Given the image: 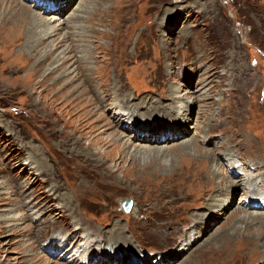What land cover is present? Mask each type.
<instances>
[{
	"label": "rangeland",
	"instance_id": "1",
	"mask_svg": "<svg viewBox=\"0 0 264 264\" xmlns=\"http://www.w3.org/2000/svg\"><path fill=\"white\" fill-rule=\"evenodd\" d=\"M82 1L0 0V264H198L199 260L207 264L211 251L222 247L223 235L237 222L236 217L244 216L245 210L261 211L248 204L251 197L244 194L247 185L243 183L250 184V173L249 179L258 184L264 178V0H100L98 7L91 0L80 5ZM16 4L57 28L55 34L37 42L30 29L45 28L34 29L31 16L22 21ZM96 9L98 23L90 25L87 18ZM73 13L80 20H69ZM95 30L114 34L113 39L93 41ZM48 50L51 54L45 57ZM66 56L70 58L46 82L36 84ZM80 56L91 67L107 71L111 82L119 73L125 87L120 93L135 95L134 100L140 95L146 101L155 98L166 104L169 99L158 92L170 90V85L178 88L182 99L191 97L187 119L182 125L181 119L177 122L180 135L167 142L165 147L170 148L165 153H173L174 146L183 141L190 144L182 143L181 148L193 152L191 137H204L203 151L217 156L208 160L209 172L216 173L214 188H207L208 198H194L190 192L183 196L187 199L179 198L176 181L161 183L158 167L153 168L157 174L149 171L137 182L121 171L117 179L107 180L90 174L94 183L89 185L95 186L80 195V205L75 204L81 209L77 217L95 228L72 234L77 225L68 226L69 218L57 214L62 210L61 195L70 197L78 175L76 160L68 158L77 147L71 142L62 146L61 138L45 122L58 120L54 127L59 132L71 131L81 122L85 141L92 134L105 137L111 131L134 139L131 128L136 127L125 121L113 128L115 105L111 98L101 99L102 93L94 92L100 85L98 77L92 84L84 76L75 77ZM65 65L68 70L63 78L53 84ZM36 68L38 73L31 75ZM26 76L30 83L25 86ZM201 114L205 118H198ZM198 119L203 122L199 129ZM137 121L142 134H149L150 123L161 124V131L170 126V119L161 115ZM134 143L133 147L141 144L139 140ZM172 157L175 166L179 156ZM50 163L61 174L56 200L47 176ZM107 164L115 170L113 161ZM250 165H257L259 171ZM230 179L244 182L233 188L220 183ZM127 199L131 207L124 211L120 203ZM222 200L225 205L220 206ZM112 221L121 224L128 238L129 245L121 244L118 250L108 239L114 232ZM99 232L101 239L93 247L96 254L108 247L102 254L107 260L85 257L82 263L76 244L96 238ZM257 234L252 230V236ZM57 243L63 246L57 248ZM262 249L257 248L250 261L227 264H264Z\"/></svg>",
	"mask_w": 264,
	"mask_h": 264
},
{
	"label": "bare ground",
	"instance_id": "2",
	"mask_svg": "<svg viewBox=\"0 0 264 264\" xmlns=\"http://www.w3.org/2000/svg\"><path fill=\"white\" fill-rule=\"evenodd\" d=\"M83 1L82 3L80 2V5H83ZM91 1H93L95 5L98 7L99 2L97 1H100V0H91ZM16 6H19L17 11L20 12L22 21L24 22L27 21L28 17L31 16L32 18L35 19V22H34L35 26L33 27L34 29L41 28V27L45 28V29H40V32H35V30L30 29V33L34 36L37 42L41 41V39L44 38L45 36H51L52 34H55L57 28L51 27V25H49L48 22L45 21L41 16H40L41 18L37 19L36 18L37 14L32 12L28 7L21 6L19 4H16ZM96 11L97 9L94 10L87 18L88 20L90 19L91 21L90 25L91 24L97 25L98 23L97 21H95ZM101 15H102L101 19L103 20L104 14H101ZM69 17H70L69 20H72V21L80 20V17L75 13L71 14ZM1 31H2V28L0 27V34H1ZM95 33L96 34L92 36L93 41L99 40L100 37L113 39V36H114V34H111V33L109 34V33L102 32V31L100 32L99 30H95ZM50 54H51V50H48L44 54V56L49 57ZM69 58H70L69 56H66L65 58H63V61L60 64H56V66H52L47 72V74H45L44 78H42L40 81H37L36 84L41 85L44 82H46L49 79V76L53 74L58 68H60V66L63 65ZM89 64L90 63L88 62V60H86V58L81 57L80 60L77 62V66H76L77 71H76L75 77L84 76L86 79L85 82L87 84L88 83L92 84L94 82L93 80H96L95 77H98V79L100 80L98 83L100 85L94 87L95 89L94 92L98 93L99 96L101 95L100 93H102V96H100L101 99L105 100L106 98L107 99L111 98L113 100L111 104L115 105V110L113 111V115H114L113 118L115 119L113 128L119 127L121 126V124H125V121L127 123L133 124L136 127L131 128L132 134L134 135V139H131L130 136L129 137L127 136L126 139L124 136H123L124 138H121L122 136H119L114 131H111L105 137L99 136L98 133L92 134L90 135L92 137L88 141H85L86 140L85 133L84 132L82 133L83 131L82 129L84 126H82L81 122H79V124L74 126V128L71 131L69 130L70 132L67 131V129L65 128V127H68L67 124H65V127H64L65 129H63L62 131L60 132L59 130L56 131L54 124L57 123L58 120L49 121L48 123L45 122L46 124H48V127L50 128V132L54 136H59V138H61L60 142L63 144L62 146L65 147L66 143L71 142L72 145H75L77 147L76 151H71L72 154L68 158L71 160L72 159L76 160V162L74 161V163L78 164L76 165L78 166V169L76 171L78 175L75 180L74 186H71L70 188V192H71L70 197H67L66 194L61 195L62 197L60 198V200L61 199L62 200H61V207L59 208V210L60 209L62 210L60 213L57 214L59 218L60 217L69 218L68 226L69 224L77 225L76 227L73 228V231H75L76 233L73 232L72 234L78 235L79 230H81L82 228L94 227L90 221L84 220L83 217H77L78 211H80L81 209H79L77 204H75V201H77L78 205H80L79 204L81 200L80 195L86 192H89L95 186V184L89 185L90 181L94 183L93 180H89L90 178H88L90 174H92L93 176H97L99 180H107V178L117 179L118 177L117 171H121L123 172L124 176H134L135 178L133 179V181L137 182V180L139 181L141 180V179H138L139 177H141L144 174L149 173V171L150 172L154 171L155 174L161 171V174H162L161 180L163 181L161 183H166L164 181L167 179L169 180L173 179L174 181H176L175 183L178 186V190H179V193H178L179 198H182L184 194L187 192H190L191 194L189 193L190 195L189 194L188 195L193 196L194 198L202 197V196L205 198L209 196V194H207V191L210 187L214 188L213 177L216 175V173L213 171L211 173L209 172L210 170L208 169V160L215 159V157L217 156H214L212 152H208L206 150L203 151L202 144H201V141L204 140L203 136H199L198 134L199 136L198 137L195 134L191 137V144L194 146L193 152H190L189 150H184L183 148H181L182 143H184V146L187 144H190L187 141H183L180 144L175 145L174 146L175 149L171 148L172 151H174L173 153L171 151H169L170 153L169 152L165 153L166 150L170 148V147L168 148L165 147L167 142H169L172 138L174 139L176 135L177 136L180 135V133L176 131L180 129V127L177 126V122L180 121L181 119L180 125H182L184 124V120L187 119L186 113L191 103V100H190L191 97L188 96L187 98L182 99V97L178 95V88L170 85V90L168 88H165L166 92H158L159 94H161L160 95L161 97L165 95L166 98L169 99V102L166 104L159 103L160 101L155 100V98L149 99L146 101L147 98L144 96H140V95L137 96L136 100H134L133 96L135 95H131L128 92L125 95H122L120 93L121 88L125 89V87L122 85V81L120 79V76L118 75L119 73L115 74L113 81L111 82V78L107 71L101 70L98 65L91 67ZM66 65L63 66L65 67V69H63L62 74H60V76L57 79H55L53 84H57L59 80L63 78V73L68 70L66 69ZM38 70L39 68H36L35 70H33L31 75L37 74ZM29 78L30 76L28 77L26 76V80L24 83L25 86L26 84L30 83ZM98 87L100 88L98 89ZM97 89L99 91H97ZM179 101H183V102L177 103ZM194 103L195 102H193V104ZM141 107H144V109L140 110ZM158 115L168 117V119H170V122H168L170 126H168L167 128L161 131V124L157 126L156 124L148 123L149 126L146 127L147 128L146 130L147 132H149V134H142V131H140V127H138L139 121H137V119L138 118L144 119V120L153 119V117L158 116ZM201 117L205 118L204 114H201L198 118H201ZM130 124H128L129 125L128 127H132ZM162 124L164 125V123ZM200 124L202 125L203 122L201 121V119L200 120L198 119L196 128L199 129ZM105 125L106 123L103 124V126ZM108 125L110 126V124ZM103 129L105 130V127ZM164 131H167L169 133L167 135L165 133L162 134ZM77 133H78V136H76ZM159 135H161L162 137L159 138ZM155 139L156 140L160 139V141L158 140L157 142L155 141ZM134 140H139L141 144H138L137 145L138 147L137 146L133 147V145L135 144ZM197 141L199 145L197 144ZM152 143H156V145L158 146H155ZM171 155L179 156V162L175 166H174L175 163L172 159L173 157ZM109 161L114 162V166L116 167L115 170H112L109 167V165L107 164ZM126 161L128 163H126ZM243 163L245 162H242L241 164L243 165ZM251 166L253 169H256L259 171V168L257 165H250V169H251ZM47 167H48L47 168L48 180L50 177L52 181V183L50 182L51 183L50 185L52 187L51 193L54 194V197L52 199L56 200L59 198V196L57 194L55 195V193H57L58 191L60 192V188H61V184H59V181L61 179L60 177L61 174L56 171L54 163L53 164L50 163ZM154 167H158L160 168V170L159 171L158 169L153 170ZM84 169L92 173L90 172L84 173L83 171ZM251 175L252 174L250 173L248 176V180H250L249 181L250 184L243 183V185H247V186H243L245 187L244 194L245 195L248 194V197H251V199L250 198L248 199L249 201L248 204L249 205L252 204V206L254 204L260 207L261 211L259 213L256 212L255 214H253L252 212L248 213L247 210L244 209L246 211V212L243 211L244 216H239L238 218L236 217L235 221L237 222H235L234 226H232L223 235L222 247L218 248L217 250L215 249L216 251H211L209 259H208V262L210 264L213 263V259L216 261L214 264H227L228 261H235V260H238L244 263V262H247L253 259L254 253L257 250V248H260L259 251H261V248H263L262 250H264V206H263L264 204V178L260 179L259 180L260 183L258 184V180L253 182L252 180L253 178L249 179L250 177H252ZM155 182L157 181L155 180ZM242 182L244 181L238 182L237 180L233 181L230 179L225 182L221 181L220 183H223V186L226 188H233V187H238V185L241 184ZM259 199L261 201H259ZM224 203L225 202H223L222 200V203H220V206L225 205ZM246 205L247 204L245 202V206ZM189 206H192V203L189 204L188 207ZM50 211H53V208ZM71 215L73 217H71ZM259 219H262L261 221H259L260 225L255 227L254 224ZM238 223L241 226H238L239 225ZM111 226L114 229V232L110 233V235L108 236V239H109V242L111 241V244L116 248V250H118L117 248H120V246L122 245H125V246L129 245L128 238L122 233L123 227L121 226V224L118 221H112ZM167 227H170V226H167ZM252 230L253 231L255 230L258 234L255 236H252ZM101 236H102V233L99 232L97 233L96 238L89 240V237H87L85 238V241L82 244L80 243L76 244V246L80 245L79 247L81 248L79 259H83L82 263L83 261H85L84 260L85 257H92L93 259H96L95 261L102 260V258H104L102 254L107 253L106 249L108 247L104 248L105 253L98 251L97 253L99 254L98 256L95 252L96 249H94L93 247L95 245V242L99 241V238ZM104 236H105V233L103 237ZM51 240L52 238L48 239V244L52 243ZM61 246L63 245L60 243L59 244L57 243V248ZM68 248L70 247L68 246L64 249L66 250ZM90 248L92 250H90ZM86 254H89V255H86ZM64 256L67 257L66 253ZM73 258L77 259V256L74 257V254H73ZM107 258L108 256H106L104 259L107 260ZM66 260L71 261L72 259L66 258ZM203 261H207V258L203 259ZM202 263L203 262L199 260L198 264H202Z\"/></svg>",
	"mask_w": 264,
	"mask_h": 264
},
{
	"label": "water",
	"instance_id": "3",
	"mask_svg": "<svg viewBox=\"0 0 264 264\" xmlns=\"http://www.w3.org/2000/svg\"><path fill=\"white\" fill-rule=\"evenodd\" d=\"M121 209H123L124 211H128L129 210V206H130V200H122L121 203Z\"/></svg>",
	"mask_w": 264,
	"mask_h": 264
}]
</instances>
